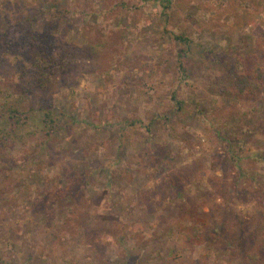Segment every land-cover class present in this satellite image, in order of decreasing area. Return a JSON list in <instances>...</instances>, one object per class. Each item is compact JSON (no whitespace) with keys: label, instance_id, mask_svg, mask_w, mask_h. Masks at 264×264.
<instances>
[{"label":"rangeland","instance_id":"1","mask_svg":"<svg viewBox=\"0 0 264 264\" xmlns=\"http://www.w3.org/2000/svg\"><path fill=\"white\" fill-rule=\"evenodd\" d=\"M11 11L81 53L47 90L0 75V111L30 115L0 152V264H264V0H0V28ZM2 58L28 68L29 44Z\"/></svg>","mask_w":264,"mask_h":264},{"label":"trees","instance_id":"2","mask_svg":"<svg viewBox=\"0 0 264 264\" xmlns=\"http://www.w3.org/2000/svg\"><path fill=\"white\" fill-rule=\"evenodd\" d=\"M30 22L31 18L28 17L27 14L17 16L14 11H11L4 24H1L0 75L2 74L6 79L13 82V78L15 79L17 74V76L20 75L19 77L26 79L27 84L34 89L47 90L54 85V82L56 81L55 79L58 78V74H67L77 67L76 64H78L79 60L78 54L81 52L79 53L77 51H73L70 54H67L66 52L64 56H61L60 54L56 53L54 44L51 42L52 39L50 37H44L38 34L34 35L32 33ZM21 33H27L29 36L22 38ZM174 38L183 45H186L188 42V38L185 35L175 36ZM25 40L27 41V44H29L31 57L30 66L28 68H25L20 62L11 64L9 61L2 58L3 55L9 51V49L21 47L22 44L25 43ZM258 43L260 44L259 50L261 56H264V37H262ZM66 58H68V60ZM257 63L258 62L253 61L251 66L248 65L249 74L253 75L251 69L255 67ZM179 67L183 69V72L186 70L187 67L185 66L184 57L179 58ZM233 82L235 90H241V93L245 95L246 91H244V88H247L245 83L239 79H234ZM230 92L232 94H236L232 89ZM175 106L176 113L179 115H188L191 113L190 111L186 110V103L183 101L177 100ZM195 106H197V104H195ZM29 118L30 115L23 114L22 111H20L15 105H4L0 111V152L6 150L17 140L18 133L24 130V128L27 126ZM43 118L44 119L42 123L44 126L51 125L49 113H45ZM65 190L70 189L66 187ZM64 192V190L62 191L57 188L53 194L57 197H60L66 195Z\"/></svg>","mask_w":264,"mask_h":264}]
</instances>
